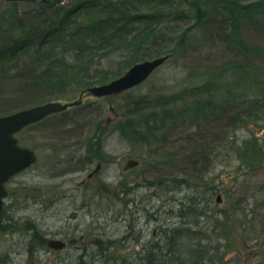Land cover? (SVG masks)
I'll return each mask as SVG.
<instances>
[{"label": "rangeland", "instance_id": "374dc122", "mask_svg": "<svg viewBox=\"0 0 264 264\" xmlns=\"http://www.w3.org/2000/svg\"><path fill=\"white\" fill-rule=\"evenodd\" d=\"M174 1L185 53L120 94L86 90L81 105L20 133L38 161L8 184L0 264H194L185 254L195 247L198 264H264V108L254 107L264 93V0H209L207 16L221 31H187L194 18L183 8L196 10L199 0ZM126 56L96 55L91 72L115 73ZM81 91L45 98L69 102ZM3 100L0 115L20 108ZM129 158L140 164L125 170ZM189 228L176 254L168 252L165 230ZM44 234L74 241L57 258L42 249ZM107 241L117 245L108 250ZM156 244L163 247L152 262Z\"/></svg>", "mask_w": 264, "mask_h": 264}, {"label": "trees", "instance_id": "16d2710c", "mask_svg": "<svg viewBox=\"0 0 264 264\" xmlns=\"http://www.w3.org/2000/svg\"><path fill=\"white\" fill-rule=\"evenodd\" d=\"M208 2L196 1L193 5L196 10L183 8L188 17L194 18L187 31L205 24L222 30V23L215 19V14L207 16L204 6ZM222 2L227 5L232 0ZM178 3L174 0H68L62 4H45L36 0H0V80L8 83L18 80L13 89L8 84L0 86V98L4 99L1 102L18 100L15 107H20L19 110L59 100L45 97L72 87L84 92L93 85L121 76L125 69L146 58L185 53L187 32L180 30L182 22L178 21L182 19L171 14L175 12L174 4ZM230 23L234 28L233 37H239L240 25L233 19ZM113 51L127 53L115 73L97 69L92 73L96 55L105 57ZM94 77L96 79L92 80ZM254 107L264 108V93ZM132 126L124 125V128L131 127L134 131ZM119 129L124 132L123 127ZM190 228L165 230L166 238L171 240L164 245H169L168 252L176 254L178 241L187 236L188 231L192 232ZM97 243L101 244L99 240ZM112 245L117 244L109 241L106 248L109 250ZM162 247L151 246L148 258L152 262L158 259L155 249ZM196 250L197 247L185 254L190 255L194 264H198L200 258Z\"/></svg>", "mask_w": 264, "mask_h": 264}, {"label": "water", "instance_id": "95a60500", "mask_svg": "<svg viewBox=\"0 0 264 264\" xmlns=\"http://www.w3.org/2000/svg\"><path fill=\"white\" fill-rule=\"evenodd\" d=\"M40 1L46 4H55L62 3L64 0ZM168 58L169 55H163L137 62L123 75L107 83L90 87L89 92L96 96L122 93L143 83ZM79 103H81V100L72 102L53 100L0 116V210L3 207L5 198L8 196L7 182L17 173L32 166L38 158L35 150L20 144L16 134L25 127L39 122L51 114L62 112L70 106ZM139 163L138 159L130 158L127 160L124 169L134 168ZM220 199L221 197L219 196ZM49 245L60 249L66 243L59 240H50Z\"/></svg>", "mask_w": 264, "mask_h": 264}, {"label": "flooded vegetation", "instance_id": "af4514ba", "mask_svg": "<svg viewBox=\"0 0 264 264\" xmlns=\"http://www.w3.org/2000/svg\"><path fill=\"white\" fill-rule=\"evenodd\" d=\"M7 209V205L6 204H4V208H3V210L4 211H1L0 212V214L1 213H3V212H5V210ZM45 235V237H44V239H43V241L45 242V244L42 246L43 248V250H45L47 247H49L50 249H51V253H53V254H55V253H57L58 255H57V258H59L60 256H62V253H63V251L66 249V248H62V249H56L55 248V246L54 247H51L50 245H49V240L50 239H55V240H59V241H64V242H66L67 243V245H68V243H69V245H70V242H72V241H74V239L72 238V239H70L69 240V238H68V236L65 234V235H62V237H60V238H56V237H48V234H44ZM50 260V259H49Z\"/></svg>", "mask_w": 264, "mask_h": 264}]
</instances>
